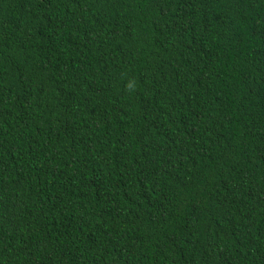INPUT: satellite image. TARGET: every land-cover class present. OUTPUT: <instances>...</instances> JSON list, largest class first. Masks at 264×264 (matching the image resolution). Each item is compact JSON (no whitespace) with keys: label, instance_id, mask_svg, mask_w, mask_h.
<instances>
[{"label":"trees","instance_id":"1","mask_svg":"<svg viewBox=\"0 0 264 264\" xmlns=\"http://www.w3.org/2000/svg\"><path fill=\"white\" fill-rule=\"evenodd\" d=\"M0 264H264V0H0Z\"/></svg>","mask_w":264,"mask_h":264}]
</instances>
